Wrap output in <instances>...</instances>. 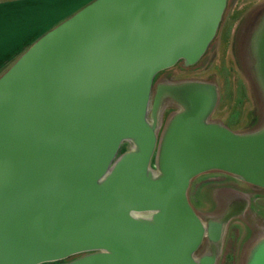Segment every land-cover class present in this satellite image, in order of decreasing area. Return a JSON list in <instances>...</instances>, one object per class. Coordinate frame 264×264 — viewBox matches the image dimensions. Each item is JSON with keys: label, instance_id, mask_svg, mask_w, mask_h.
Wrapping results in <instances>:
<instances>
[{"label": "water", "instance_id": "obj_1", "mask_svg": "<svg viewBox=\"0 0 264 264\" xmlns=\"http://www.w3.org/2000/svg\"><path fill=\"white\" fill-rule=\"evenodd\" d=\"M227 1L93 0L0 75V264H216L194 253L237 215L205 224L189 186L219 173L264 190V126L211 122L215 84L151 95L199 62ZM248 48L264 102V13ZM164 100L178 110L158 138ZM246 264H264V239Z\"/></svg>", "mask_w": 264, "mask_h": 264}, {"label": "rangeland", "instance_id": "obj_2", "mask_svg": "<svg viewBox=\"0 0 264 264\" xmlns=\"http://www.w3.org/2000/svg\"><path fill=\"white\" fill-rule=\"evenodd\" d=\"M92 1L0 0V17L5 18V15L12 11L22 12L24 16L29 17L28 8L35 2H42L40 9V16H44L42 21L47 22V17L50 18L52 25L55 23L53 29ZM253 10H257L261 16L264 13V0H230L211 47L202 62L186 70L174 66L166 71L168 78L160 82L161 85H175L184 81L215 84L219 91L218 104L210 121L220 123L235 133L252 132L264 126V102L255 85L250 66L252 62L248 54L249 36L255 28L253 23L256 20L254 16L250 18ZM248 15L249 21L243 25L241 21ZM158 77L159 75L154 77V80H158ZM168 103L167 100L163 101L159 110L160 117ZM151 104L150 101V108ZM166 119L168 120V117ZM162 130L163 127L158 132V138ZM202 187L205 193L198 197V203H193L194 190L198 193L199 190H203ZM208 189H213L209 196H216L219 211L222 210L225 199L232 202L230 207L237 205L236 209L244 208V213L232 220L229 225L228 233L226 232L223 237L225 246L216 264H234L225 259L228 254L236 251H241L236 264H246L248 253L264 239V190L251 189L240 181L219 173L198 176L192 181L188 199L202 218L210 215L207 199L205 200ZM218 210L210 216L211 220L218 221L226 212L222 214L218 213Z\"/></svg>", "mask_w": 264, "mask_h": 264}, {"label": "crops", "instance_id": "obj_3", "mask_svg": "<svg viewBox=\"0 0 264 264\" xmlns=\"http://www.w3.org/2000/svg\"><path fill=\"white\" fill-rule=\"evenodd\" d=\"M35 4L38 8V3ZM28 11L30 13L29 17L18 11L8 12L5 18L0 17V73L12 65L34 42L48 32L49 27L52 28L55 24L52 25V21L48 17L47 22L42 21L44 16H39L38 12L34 13L30 7ZM2 16H4L3 13ZM194 192L193 203H198V197L204 194L205 191L200 190L197 193L194 190ZM206 196H209L208 193ZM189 204H192V202L190 201Z\"/></svg>", "mask_w": 264, "mask_h": 264}, {"label": "flooded vegetation", "instance_id": "obj_4", "mask_svg": "<svg viewBox=\"0 0 264 264\" xmlns=\"http://www.w3.org/2000/svg\"><path fill=\"white\" fill-rule=\"evenodd\" d=\"M230 0H228L227 2H226V8H227V3L229 2ZM38 3V8H35V9H33V11H34V13L35 12H38L39 14H40V9H41V7H42V2H37ZM226 8H225V10H226ZM224 13H225V11H224ZM250 15H251V17H250ZM250 15H248V17H245L246 18V20L244 21V19L245 18H243L242 19V24L244 25V24H247V22L249 21L248 19H249V17L250 18H252L253 16H254V18L256 17V20L254 21V23H253V25L255 24V25H257L258 23H259V21H260V19L263 17V14L261 15V16H259L258 15V13H257V10H253L252 11V13H250ZM224 16V15H223ZM257 16H258V18H257ZM248 18V19H247ZM253 18V19H254ZM222 19V18H221ZM220 23H221V21H220ZM220 26V25H219ZM214 40V39H213ZM213 42V41H212ZM212 44V43H211ZM211 44H210V46H209V48L211 47ZM209 48H207V50L205 51V53H204V55L201 57V59L199 60V62L198 63H196L194 66H197L199 63H201L202 62V60H203V58L205 57V55L207 54V52L209 51ZM175 67H178V68H180V69H183V70H186V69H188V68H193L194 66H192V67H190V66H187V67H185L184 65H183V63L182 62H177L176 63V65H174ZM173 66V67H174ZM167 70H169V69H167ZM167 70H165V71H162L161 73H158L157 75H159V77H158V80L157 79H155V80H153V93H152V95H151V101L153 100V95H154V93H155V91H156V87L158 86V85H161L160 84V82L163 80V79H166V78H168V76H167ZM156 75V76H157ZM152 103V102H151ZM152 105V104H151ZM178 110V108L177 107H175L174 105H167L165 108H164V111H163V115L159 118V121H160V128H159V131H160V129H162V127L164 126V124L166 123V118L171 114V113H173V112H176ZM165 114V115H164ZM148 117H149V120H150V109H149V113H148ZM257 120V119H256ZM255 124H256V121H255ZM211 174H214V173H207V174H202L203 176H206V175H211ZM202 175H200V176H202ZM219 175H224V174H219ZM227 176V175H226ZM229 177H231V176H229ZM232 178H234V177H232ZM242 183V182H241ZM191 184H192V182H191ZM191 184H190V186H191ZM244 185H246L247 187H249V188H251V189H255V188H253V187H250L249 185H247V184H245V183H243ZM190 186H189V189H188V192L190 191ZM205 186H207V185H205ZM204 186V187H205ZM204 187H202V189H203V191L205 190L204 189ZM258 190H262V189H258ZM200 191V190H199ZM213 192V189H208L207 190V193H208V195L209 194H211ZM215 198V199H214ZM207 199V200H206ZM205 200L207 201L206 203L208 204V209L210 210L209 212H210V215H209V217H205V218H202V216H200V214H198V212L193 208V206L191 205V207H192V209L197 213V215H199L201 218L200 219H202V221L205 223V224H207V223H209L210 221H214V220H211L210 218V216L216 211V210H218V202H217V200H216V196L215 197H209V196H206V198H205ZM221 202V201H220ZM223 202V201H222ZM232 202L231 201H226V199H225V202H223L222 204H224V206L222 207V210H218V213L219 212H221L222 214L224 213V215H223V217L222 218H220L219 220H222L223 218H225V217H227V216H230L231 214H235V215H237V217H239V216H241V214H243L244 213V208L242 209V211L241 212H239V207H238V212H237V205H235L234 207H230V204H231ZM236 219V218H235ZM218 220V221H219ZM232 220L234 221V219L233 218H231L228 222H227V224H226V227H225V229H224V232H223V234L221 235V239H220V241H219V243H215V242H212V241H209V240H207L206 238L205 239H203V241H202V243H201V245H200V247H199V249H197L196 251H195V253H194V256H196V258L199 260V259H204V258H206V257H208V256H211V255H215L216 256V262H217V260H218V256L222 253L221 252V250L223 249V246H225V244H224V242H223V237L225 236V234H226V232L228 233V228H229V225L231 224V222H232ZM215 221H217V220H215ZM217 221V222H218ZM240 255H241V251H239V252H235V253H231V254H228V256L226 257V259L225 260H230V261H232V263H234V264H236V262L239 260V258H240ZM226 256V255H225ZM221 259V258H220Z\"/></svg>", "mask_w": 264, "mask_h": 264}, {"label": "trees", "instance_id": "obj_5", "mask_svg": "<svg viewBox=\"0 0 264 264\" xmlns=\"http://www.w3.org/2000/svg\"><path fill=\"white\" fill-rule=\"evenodd\" d=\"M35 3H37V2H35ZM33 4V5H31L30 6V9H35V8H37V5L36 4ZM39 14V13H38ZM33 15H34V13H33ZM40 16V15H39ZM47 27V26H46ZM41 30V29H40ZM50 30V29H49ZM48 30V31H49ZM11 66V65H10ZM9 66V67H10ZM8 67V68H9ZM8 68H6L3 72H5ZM3 72H1V74L3 73ZM127 145L126 144H124L122 147H121V149H120V153L119 154H122V153H124L125 151L127 152ZM118 154V155H119ZM152 164H153V162H152ZM82 255H75V256H72V257H70V258H68L67 260H64V261H58V262H55V263H52V264H66V263H69V262H71V261H73V260H75V259H78V258H80Z\"/></svg>", "mask_w": 264, "mask_h": 264}, {"label": "clouds", "instance_id": "obj_6", "mask_svg": "<svg viewBox=\"0 0 264 264\" xmlns=\"http://www.w3.org/2000/svg\"><path fill=\"white\" fill-rule=\"evenodd\" d=\"M134 218H137V219H139L140 217H134Z\"/></svg>", "mask_w": 264, "mask_h": 264}]
</instances>
